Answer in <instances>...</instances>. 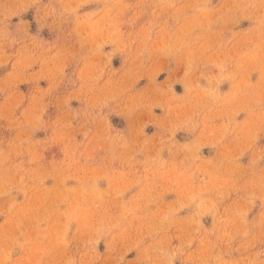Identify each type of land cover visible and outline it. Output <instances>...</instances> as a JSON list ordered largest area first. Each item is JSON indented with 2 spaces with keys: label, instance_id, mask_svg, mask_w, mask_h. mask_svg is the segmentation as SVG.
<instances>
[{
  "label": "rangeland",
  "instance_id": "rangeland-1",
  "mask_svg": "<svg viewBox=\"0 0 264 264\" xmlns=\"http://www.w3.org/2000/svg\"><path fill=\"white\" fill-rule=\"evenodd\" d=\"M0 264H264V0H0Z\"/></svg>",
  "mask_w": 264,
  "mask_h": 264
}]
</instances>
